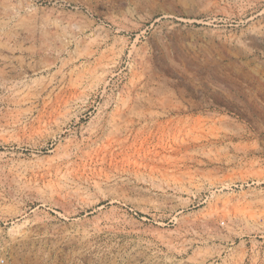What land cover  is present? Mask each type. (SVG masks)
Listing matches in <instances>:
<instances>
[{"label": "rangeland", "instance_id": "1", "mask_svg": "<svg viewBox=\"0 0 264 264\" xmlns=\"http://www.w3.org/2000/svg\"><path fill=\"white\" fill-rule=\"evenodd\" d=\"M0 257L264 264V0H0Z\"/></svg>", "mask_w": 264, "mask_h": 264}, {"label": "bare ground", "instance_id": "2", "mask_svg": "<svg viewBox=\"0 0 264 264\" xmlns=\"http://www.w3.org/2000/svg\"><path fill=\"white\" fill-rule=\"evenodd\" d=\"M101 54V53H100ZM101 56V55H100ZM103 58V57H102ZM106 64V63H105ZM111 111V110H110ZM144 120V119H143ZM104 121V120H103ZM100 129H101V127H100ZM98 131V130H97ZM97 135V134H96ZM99 135V134H98ZM104 137V136H103ZM88 139V138H87ZM89 140H91V139H89ZM93 141H94V139H93ZM98 141V140H97ZM118 141H120V139H119V136H113V137H111L110 139L108 138L107 139V142L106 143H103L102 145H101V148H99V149H103V150H105L108 146H111L112 145V143H116V142H118ZM84 142V141H83ZM122 142V141H121ZM82 143V142H81ZM89 143V142H88ZM91 143V142H90ZM98 142H96V144H97ZM75 144V143H74ZM73 144V145H74ZM77 144V143H76ZM94 144V143H93ZM96 144H95V146H96ZM100 144V143H99ZM99 144L97 145V146H99ZM82 145V144H81ZM86 145H87V143H86ZM88 146V145H87ZM86 146V147H87ZM84 147V146H83ZM90 147V146H89ZM105 148V149H104ZM76 149V148H75ZM78 149V148H77ZM80 149V148H79ZM82 149V148H81ZM98 149V150H99ZM70 150V149H69ZM73 150H74V148H73ZM84 150H86V148L84 149ZM107 150V149H106ZM88 151V150H87ZM64 152H65V150H64ZM74 152V151H73ZM60 153H62V152H60ZM80 153V152H79ZM86 153V152H85ZM88 153V152H87ZM105 152H103L102 153V155L104 154ZM71 154H73V153H71ZM80 154H82V152L80 153ZM90 155H91V153H89ZM63 155V154H62ZM77 155V154H76ZM84 155H86V154H84ZM88 155V154H87ZM98 155V154H97ZM101 155V156H102ZM73 156V155H72ZM100 156V157H101ZM105 156V155H104ZM76 157V156H75ZM87 157V156H86ZM61 158V156H59V159ZM74 158V157H73ZM78 158V157H77ZM82 158V157H81ZM104 158V157H103ZM102 158V159H103ZM79 160V159H78ZM71 161V157H70V154H68L67 152L65 153V155L61 158V162H65V163H69ZM80 161V160H79ZM89 161H91V160H89ZM71 162H73V161H71ZM74 163V162H73ZM75 163H76V161H75ZM78 163V162H77ZM88 163V162H87ZM83 164V163H82ZM65 165V164H64ZM75 165V164H74ZM77 165V164H76ZM72 166V165H71ZM115 199V198H114ZM114 201H116V200H113V199H111V201L109 202L110 204L111 203H113ZM98 208H104V210L106 209V207H104V205L103 204H100L99 206H98ZM108 208H110L109 209V212H111V216L109 217V219L110 218H114L113 220L114 221H120L121 219H123V214H121V212L118 210V207H116V205H114V204H112L110 207H108ZM108 210V209H107ZM106 212L104 211L103 212V210L102 211H99V213L96 215V217H95V221H94V223L95 224H97V225H99V223H101L102 221H103V218H107V214H105ZM109 215V214H108ZM114 223V222H113ZM109 224V223H108Z\"/></svg>", "mask_w": 264, "mask_h": 264}, {"label": "built area", "instance_id": "3", "mask_svg": "<svg viewBox=\"0 0 264 264\" xmlns=\"http://www.w3.org/2000/svg\"><path fill=\"white\" fill-rule=\"evenodd\" d=\"M4 259L0 257V264L3 263Z\"/></svg>", "mask_w": 264, "mask_h": 264}]
</instances>
